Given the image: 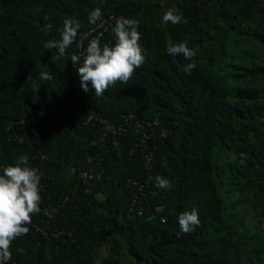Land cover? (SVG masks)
<instances>
[{
	"label": "trees",
	"instance_id": "16d2710c",
	"mask_svg": "<svg viewBox=\"0 0 264 264\" xmlns=\"http://www.w3.org/2000/svg\"><path fill=\"white\" fill-rule=\"evenodd\" d=\"M169 9L187 23H165ZM110 17L89 37L114 46L116 19L137 20L145 59L96 97L71 56L82 64L84 35ZM65 19L81 28L59 57L44 43ZM179 43L196 53L190 74L166 51ZM21 154L41 176L38 230L25 225L2 264H264L234 208L264 219V0H0V174ZM91 167L99 179L82 182ZM223 191L238 199L229 206ZM193 208L201 225L183 233L178 217Z\"/></svg>",
	"mask_w": 264,
	"mask_h": 264
},
{
	"label": "clouds",
	"instance_id": "9594fccd",
	"mask_svg": "<svg viewBox=\"0 0 264 264\" xmlns=\"http://www.w3.org/2000/svg\"><path fill=\"white\" fill-rule=\"evenodd\" d=\"M101 15L100 8L93 9L89 12L88 22L96 24ZM163 21L172 24L187 23L182 13L178 14L176 9L166 11ZM80 28L81 22L78 19H65L59 29L60 38L46 41L44 47L49 50L56 49L59 57H63L66 49L76 40ZM138 28L139 21L118 18L113 28L116 37L114 46H101V38L97 36L89 40L82 64L80 56H71L73 67L77 68L80 78V87L85 93H88L91 86L94 95L102 97L108 88L114 87L117 82L128 83L145 59L139 44ZM166 51L170 56H183L191 61L185 65V73L190 74L195 69L193 58L196 53L186 43L169 44ZM41 78L51 79L47 73H42ZM40 180L38 170L29 166V157L26 154H21L14 165L7 166L3 169V174H0V264L11 259L12 242L28 233L29 228L25 225L31 223L33 214L41 212ZM155 186L161 190H170L172 184L167 178L157 175ZM44 215H48L47 210H44ZM178 223L183 233L195 231L201 225L198 210L193 208L183 212L178 217Z\"/></svg>",
	"mask_w": 264,
	"mask_h": 264
},
{
	"label": "rangeland",
	"instance_id": "374dc122",
	"mask_svg": "<svg viewBox=\"0 0 264 264\" xmlns=\"http://www.w3.org/2000/svg\"><path fill=\"white\" fill-rule=\"evenodd\" d=\"M92 1L96 6H98L100 3H102L103 0H92ZM151 1H155V0H151ZM158 1L171 3L173 0H158ZM231 80L234 81V84H237V81L238 80L241 81L242 78L241 79H239V78L231 79ZM231 83L233 84V82H231ZM232 158H233V156L230 155V153L224 152V155L221 156V159H222L221 162H224L226 164L228 161H231ZM223 196H224L226 202L230 204L229 206L232 205V201L238 199L237 195H232V194H229L228 192H225V191H223ZM245 207L246 206L243 203H238L237 206L234 207V208H236L235 213L241 214L242 221L245 220V228L250 230L249 231V237L251 239H256V240L264 243V219H261V218L256 219L255 216L252 217L251 215H246V213H245L246 208ZM97 252H98V255L100 258L109 257L110 253H111V245L109 243H105L103 247L97 249ZM123 262L126 264L127 263L135 264L131 260H129V262H128V260H125Z\"/></svg>",
	"mask_w": 264,
	"mask_h": 264
},
{
	"label": "built area",
	"instance_id": "2783aa9c",
	"mask_svg": "<svg viewBox=\"0 0 264 264\" xmlns=\"http://www.w3.org/2000/svg\"><path fill=\"white\" fill-rule=\"evenodd\" d=\"M111 20H113V17H110L109 20H103V21H102L97 27H95L94 29L88 31V33L85 34L83 38H84V39H93V37L90 38L89 36L92 35L94 32H96V31H98V30H104V31H105V30H106V25H107V23H108L109 21H111ZM107 128H108V127H107ZM148 138H149V136H145L144 140H145V139H148ZM89 162H90V159H89ZM149 162H151V161H150V157L147 158V163H149ZM151 164H152V163H151ZM151 164H150V166H151ZM99 177H100L99 170L96 169V168H93V167L89 168L88 170L81 171V173H80V175H79V179H81L82 182L87 183V184L93 182V180H94V182H95L96 180L99 179ZM135 185H137V184H135ZM137 190L139 191L140 194H144V193H145L144 190H143V185H137ZM63 203H64V202H63ZM135 209H136V212H137V213H140V212H141V206H137V207H135ZM28 225H31V226H33L35 229L38 230V228L32 223V221H31V223L28 224Z\"/></svg>",
	"mask_w": 264,
	"mask_h": 264
}]
</instances>
